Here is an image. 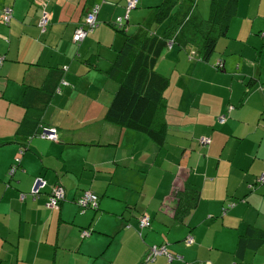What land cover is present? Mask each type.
<instances>
[{"label": "crops", "instance_id": "crops-1", "mask_svg": "<svg viewBox=\"0 0 264 264\" xmlns=\"http://www.w3.org/2000/svg\"><path fill=\"white\" fill-rule=\"evenodd\" d=\"M245 1L236 18L248 16L230 24L209 62L197 46L169 42L156 66L170 80L159 146L105 120L118 88L108 73L125 44L112 26L121 18L131 36L165 38L189 15L188 0H139L131 11L127 0H0L13 17H0V264H143L161 245L182 261L152 264H264V241L237 254L248 227L264 231V0L241 12ZM97 5L98 27L75 44ZM204 14L197 5L194 16ZM56 73L66 84L51 86L40 126L57 129L58 141L29 139L22 124L38 103L27 110L24 93L47 89ZM37 179L47 184L39 197ZM55 186L65 192L57 208L47 203ZM85 193L99 198L96 209L78 207ZM191 194L196 207L178 215Z\"/></svg>", "mask_w": 264, "mask_h": 264}, {"label": "trees", "instance_id": "trees-1", "mask_svg": "<svg viewBox=\"0 0 264 264\" xmlns=\"http://www.w3.org/2000/svg\"><path fill=\"white\" fill-rule=\"evenodd\" d=\"M188 1L189 7L187 11H189V15L177 29L172 30L165 38L150 36L149 34L143 38H137L127 34L125 29L112 26L118 33H121L125 37V44L118 52L112 69L108 73L117 83L118 88L109 106L105 120L121 128L144 134L159 146H163L167 139L168 124L164 118L167 103L165 92L170 85V80L167 76H164L156 70L158 61L169 46V42L172 41L183 48L190 44L197 46L203 55L202 59L209 62L216 52L219 39L226 36L231 22L236 18L240 2V0H210L208 18L198 19L194 16L198 2L196 0ZM1 15L2 24L5 25ZM2 65H0V68ZM59 78V73H56L50 78V81L55 82L48 84L47 89L28 88L24 93V106L27 110L35 102L38 103L34 111H32L31 116H25L24 123L22 124V127L29 126V139L35 137L46 139L42 137L45 127H41L40 124L45 113L46 105L49 104L51 101L50 98L56 92L55 87L52 89L51 86L58 83H65L62 80L63 78L57 83L56 81ZM45 90H47L49 96L47 94L42 96ZM59 90L61 91L60 88ZM39 104L43 105L40 109ZM32 119L37 122H32ZM22 148L24 150L22 154H24L27 146L24 145ZM17 165H15V170L12 175L16 172ZM46 187L47 184L44 188L40 189L38 194L34 195L39 197L41 190ZM83 196L76 200V204L81 211L80 199ZM186 197H188L187 201L177 210L178 215L185 216L190 214L197 205L198 199L195 194ZM180 198L183 200V196ZM87 231L92 235V232ZM263 241L264 231L248 227L246 234L241 236L239 240L237 254L243 257L245 250L255 251L261 246ZM173 261L174 259L169 262Z\"/></svg>", "mask_w": 264, "mask_h": 264}, {"label": "built area", "instance_id": "built-area-1", "mask_svg": "<svg viewBox=\"0 0 264 264\" xmlns=\"http://www.w3.org/2000/svg\"><path fill=\"white\" fill-rule=\"evenodd\" d=\"M139 0H127V9L128 11H131L133 9L136 8L137 4H138ZM2 14L1 16L3 17V21L5 23V25H10V22L12 20V10L10 8H5L4 10H0ZM100 12V6L97 5L95 6L93 9H91L90 11L87 12L86 16H85V21L84 24H80L79 27L76 29L75 31V35L73 38V41L75 44H80L82 43L89 35H91L94 30L98 27V21H97V17L98 14ZM126 19H128V16L126 17ZM40 26L42 28H45L48 24H49V19L47 14H44L41 21H40ZM117 28L120 29H124V22L123 20L120 18L118 19L117 23L115 24ZM5 60V56H0V65H2V63ZM223 64L220 61L219 63H217L215 65V68H222ZM66 84V82L64 83ZM233 110V107H230V111ZM220 122L221 123H225L226 122V118L225 117H221L220 118ZM43 138L52 140L57 142L58 141V132L57 129L55 128H44L43 131ZM202 145H209L211 140L208 138H202L200 140ZM23 153V152H21ZM20 160H18L19 162ZM15 168L12 169V173L14 172ZM256 184H264V172L260 175V177L257 178L256 180ZM46 186V182L43 181L42 179H37L35 181L34 187L32 189L33 194H38L40 192V189L44 188ZM251 187H253V185H251ZM25 196L22 195V199H24ZM65 199V192L64 189L60 186H55L52 191H51V195L48 199V206L50 207H55L57 208L58 203L63 201ZM81 201V207L82 208H92V209H96L98 207V201L99 198L95 195H93L92 193H85L84 196L80 199ZM140 226L142 228H149L151 226V221L148 217L144 216L140 219ZM194 239L188 238L186 243L187 245H191L193 243ZM160 256H166L169 261H172L173 259H177V260H182V258L180 257H176L174 255H172L171 253L168 252V248L166 245H161V246H153L148 250V253L144 259L143 264H151L153 263L158 257Z\"/></svg>", "mask_w": 264, "mask_h": 264}, {"label": "rangeland", "instance_id": "rangeland-1", "mask_svg": "<svg viewBox=\"0 0 264 264\" xmlns=\"http://www.w3.org/2000/svg\"><path fill=\"white\" fill-rule=\"evenodd\" d=\"M197 2H198V8H199V10L201 11V12H205V17H206V19L208 18V14H209V12H210V0H196ZM255 5H256V0H246L245 2H244V5H243V8H242V10H241V12H245V11H248V10H250L251 8H253V7H255ZM137 6H138V4H137ZM137 8V7H136ZM135 8V9H136ZM3 10V9H2ZM245 16H248L247 14H244V13H241L240 15H239V17L240 18H236L237 20H233L232 22H231V25H232V23H235V21H240L241 23L242 22H244L245 20L244 19H242V18H245ZM90 36V35H89ZM88 36V37H89ZM87 37V38H88ZM86 38V39H87ZM223 38V37H222ZM85 39V40H86ZM221 39V38H220ZM219 39V40H220ZM84 40V41H85ZM199 49V48H198ZM3 56V55H2ZM2 72H4V69H3V67H1L0 68V84L1 83H4V85L5 84H7V79H5L3 76H2ZM109 109V108H108ZM108 109H107V111H108ZM107 114V113H106ZM22 151H23V148H22ZM22 154V153H21ZM180 261H182V260H180Z\"/></svg>", "mask_w": 264, "mask_h": 264}, {"label": "bare ground", "instance_id": "bare-ground-1", "mask_svg": "<svg viewBox=\"0 0 264 264\" xmlns=\"http://www.w3.org/2000/svg\"><path fill=\"white\" fill-rule=\"evenodd\" d=\"M137 7V6H136Z\"/></svg>", "mask_w": 264, "mask_h": 264}]
</instances>
